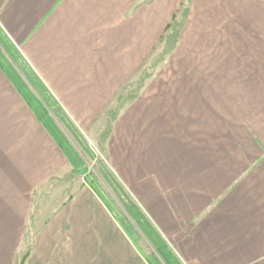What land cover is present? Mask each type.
<instances>
[{
  "label": "crops",
  "instance_id": "obj_1",
  "mask_svg": "<svg viewBox=\"0 0 264 264\" xmlns=\"http://www.w3.org/2000/svg\"><path fill=\"white\" fill-rule=\"evenodd\" d=\"M179 19L177 71L143 89ZM0 31L142 217L72 174L0 67V264H264V0H0Z\"/></svg>",
  "mask_w": 264,
  "mask_h": 264
},
{
  "label": "rangeland",
  "instance_id": "obj_2",
  "mask_svg": "<svg viewBox=\"0 0 264 264\" xmlns=\"http://www.w3.org/2000/svg\"><path fill=\"white\" fill-rule=\"evenodd\" d=\"M180 26L181 19L172 22L168 29L169 31L167 30L164 34V37H162L158 50V62L150 64L151 62L150 60H148V63L142 66L143 89H150L151 83H156L154 80L157 78V75L151 82V73H158V78L160 81H158L157 83H159V86H166V75L168 73H173L177 71L176 68L178 65L176 63H181L183 57L182 53L175 49V47L177 46V39L179 37ZM0 39L3 41V43L0 42V49L11 63L14 71L17 72V74H19V76L29 85L33 93L46 106H48L47 109L49 108V114L55 122L56 126L69 141L77 155L81 158L84 167L90 172V176L96 179V185L94 184L96 193L109 208L113 216L118 221L124 224L125 222L123 221V216L121 212L124 213L125 210L122 206L123 201L121 197H126V194L120 188L116 176L113 174V172L108 166L102 137H100L98 140H95L91 138L89 134H85V132H80L74 124H71V126L68 125V123H66V119L61 116V114H58L52 106H50V104L46 100V98H48L46 97V94L44 92L43 94L42 92H40V85L34 82L35 85H33L35 87H33L27 80V77H31L32 75L30 68L20 57H18L14 53V49L10 47L8 41H6L4 36L1 34V31ZM14 55L17 57H14ZM30 81L32 80L30 79ZM130 86L132 85H129L128 83V88ZM122 99L124 98H121V100ZM125 99L127 104H133L135 100L134 94L131 92L130 96L126 97ZM116 104H119L118 97H116ZM109 116L110 119L114 120L117 118L118 113H111L109 114ZM66 118L67 120H69L68 117ZM127 196L129 195L127 194ZM124 227L129 232V229L125 224ZM150 260L153 262V264H156L154 258H151Z\"/></svg>",
  "mask_w": 264,
  "mask_h": 264
},
{
  "label": "trees",
  "instance_id": "obj_3",
  "mask_svg": "<svg viewBox=\"0 0 264 264\" xmlns=\"http://www.w3.org/2000/svg\"><path fill=\"white\" fill-rule=\"evenodd\" d=\"M170 26H168L169 29ZM0 42L3 43V41L0 39ZM14 57H17L14 55ZM0 67L2 70L6 73L8 78L11 80V82L16 87L17 91L20 93V95L23 97V99L26 101L28 106L31 108L32 112L35 114L36 118L40 121V123L47 129V131L50 133L52 138L55 140L57 145L60 147V149L63 151L64 155L66 156L69 163L72 165L73 175H81L84 177L87 184L96 192L94 184L96 183V179L92 176H90V172L84 167L83 162L81 158L77 155L74 148L71 146L69 141L66 139V137L63 135V133L59 130V128L56 126L55 122L51 118L49 114V108L46 106L32 91V89L29 87V85L17 74V72L14 71L11 63L6 58V56L2 53L0 49ZM30 79L32 81H30ZM27 80L30 82V84L35 87L34 82L40 85V92H43L46 94V100L52 106L55 111L58 114H61L66 119V123L71 126L73 124L71 121L67 120V115L63 111L60 104L56 101V99L49 93V91L42 85V83L38 80V78L35 75H31V77H27ZM34 84V85H33ZM75 131V130H74ZM96 185V184H95ZM123 203V202H122ZM124 207L126 209V212L137 221V218H139L138 209L136 205L127 200V202L124 204ZM141 219L139 218L138 224L141 226ZM161 250L159 249L160 253ZM164 253L167 252V250H163ZM167 254V253H166ZM23 263V260L20 264Z\"/></svg>",
  "mask_w": 264,
  "mask_h": 264
}]
</instances>
